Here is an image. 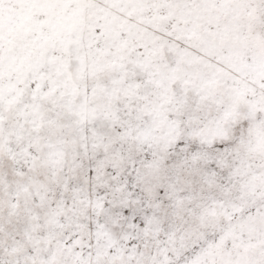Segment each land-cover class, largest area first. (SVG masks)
Wrapping results in <instances>:
<instances>
[{
	"label": "snow or ice",
	"instance_id": "1",
	"mask_svg": "<svg viewBox=\"0 0 264 264\" xmlns=\"http://www.w3.org/2000/svg\"><path fill=\"white\" fill-rule=\"evenodd\" d=\"M121 2L174 12L172 37L213 7L264 41V0ZM82 3L104 0H0V264H264V54L187 63L177 41L161 78L153 45L93 63L26 31Z\"/></svg>",
	"mask_w": 264,
	"mask_h": 264
},
{
	"label": "rangeland",
	"instance_id": "2",
	"mask_svg": "<svg viewBox=\"0 0 264 264\" xmlns=\"http://www.w3.org/2000/svg\"><path fill=\"white\" fill-rule=\"evenodd\" d=\"M41 11L45 13L43 21L37 22L35 14L26 18L25 28L29 34L33 28L38 30L43 25L54 35L75 36L77 41L83 40L92 49L88 59L93 63L104 60L110 54L126 59L135 50L136 44H150L154 47L149 63L161 78L165 75L168 54L175 55L180 48L177 41L185 45L182 59L187 63L203 56H223L225 50L233 61H242L248 55L264 54V41L250 33H242L226 10L213 7L189 10L186 13V22L190 21L188 31H184L183 26L176 29L173 25L176 30L174 37L172 31L161 25V21L175 15L174 12L165 16L156 12L148 14L142 8H128L121 0H104V3L95 6L82 3L75 8L64 6ZM98 16H102L107 25L99 48L89 35L91 24Z\"/></svg>",
	"mask_w": 264,
	"mask_h": 264
}]
</instances>
